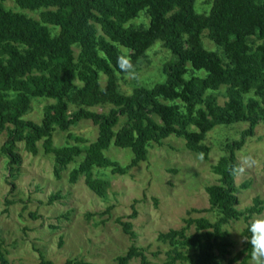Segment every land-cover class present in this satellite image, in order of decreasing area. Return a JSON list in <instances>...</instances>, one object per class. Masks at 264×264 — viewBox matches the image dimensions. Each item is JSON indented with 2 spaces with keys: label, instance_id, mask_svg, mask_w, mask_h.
I'll return each mask as SVG.
<instances>
[{
  "label": "trees",
  "instance_id": "obj_1",
  "mask_svg": "<svg viewBox=\"0 0 264 264\" xmlns=\"http://www.w3.org/2000/svg\"><path fill=\"white\" fill-rule=\"evenodd\" d=\"M6 1L0 0V134L5 133L0 152L7 158L9 176L20 162L19 143L33 156L39 146L52 155L56 178L84 152L68 181L73 184L83 176L85 185L105 198L108 180L95 177L92 170L124 172L104 154L111 144L131 150L129 167L145 161L149 146H160L169 136L182 138L187 149L207 159L211 148L205 140L216 125L247 123L239 138L225 141L223 154L211 166L217 180L205 191L217 217L186 218L179 229L157 235L171 247L166 264H222L233 246L225 225L243 220L241 233L248 235L252 216L264 213L259 196L244 209L237 208L239 187L232 172L238 165L236 152L264 121V0H210L207 14L194 11V0H11L18 10L6 6ZM22 10L37 12L38 18ZM141 11L148 23L131 25ZM203 36L214 49L203 44ZM156 40L173 55L162 67L165 81L151 88L135 87L130 94L120 92L116 75L131 72ZM187 65L206 75L185 78ZM221 87L225 100L220 104L215 93ZM35 98L53 100L44 105L38 123L24 117ZM81 120L97 129L84 151L77 144L53 146L56 129L69 138V129ZM249 185L246 181L240 187ZM61 198L54 192L47 204ZM110 209L107 206L100 214ZM134 216L135 211L129 218ZM116 222L130 238L136 237L130 221ZM190 226L193 235H187ZM250 253L249 245L243 244L228 264H248ZM134 258L150 264L134 244L113 264H130ZM0 264H9L1 245ZM35 264L53 263L40 252ZM62 264L93 263L69 257Z\"/></svg>",
  "mask_w": 264,
  "mask_h": 264
},
{
  "label": "rangeland",
  "instance_id": "obj_2",
  "mask_svg": "<svg viewBox=\"0 0 264 264\" xmlns=\"http://www.w3.org/2000/svg\"><path fill=\"white\" fill-rule=\"evenodd\" d=\"M5 5L18 10L11 0ZM210 7V0H194L196 13L207 14ZM22 12L38 18L37 12ZM130 23L136 27L143 26L148 19L141 11ZM202 42L207 48L214 49L213 43L204 36ZM74 52L77 54L78 49L74 48ZM171 60V52L156 40L131 72L116 75L119 91L130 94L135 87L151 88L163 83V64ZM187 67L185 78L206 75L204 70ZM100 80L103 84V74ZM75 84L80 83L75 80ZM215 94L221 104L225 100V88L221 87ZM51 102L53 100L46 98L32 99L31 109L24 117L38 123L44 105ZM94 109L101 110V107ZM246 127L247 123L243 121L216 125L205 140L211 148L207 159L187 149L182 138L169 136L162 145L153 143L149 146L145 161L129 167L131 150L111 144L104 154L115 160L124 172L93 168L95 177L108 180L105 198L95 195L85 185L83 176L73 184L68 181L69 172L77 166L84 152L60 170L59 178L52 173V155L44 154L40 146L38 154L33 156L24 150L22 143L17 145L20 162L13 167L12 176L8 173L7 158L0 152V245L7 261L9 264H35L41 252L53 264H62L69 257L93 264H113L116 256L124 254L134 244L144 251L150 264H166V251L171 247L158 241V233L170 228L179 229L186 218L214 220L217 217V212L209 209L205 191L207 185L217 180L211 166L223 154L225 141L239 138ZM69 133L71 136L68 138L67 132L56 129L52 137L53 146L77 144L84 151L96 138L97 129L90 121L81 120L69 129ZM4 139L5 133L0 134V146ZM245 156H250L255 163L235 175L234 182L239 187V210L251 205L255 196L264 201V121L256 125L254 134L247 137L243 147L236 152L237 163ZM246 181L250 185L242 189L240 186ZM54 192H60L62 198L47 204L48 196ZM107 206H111L110 212L100 214ZM133 211L135 216L129 218ZM257 216H264V213L252 216L250 221ZM118 218L131 222L136 234L134 239L122 231L116 222ZM244 227L243 220L225 225L233 246L222 264H228V260L243 247L237 232L241 233ZM186 232L193 235L194 226ZM250 261L251 258L248 264ZM130 264H140L139 259H132Z\"/></svg>",
  "mask_w": 264,
  "mask_h": 264
},
{
  "label": "clouds",
  "instance_id": "obj_3",
  "mask_svg": "<svg viewBox=\"0 0 264 264\" xmlns=\"http://www.w3.org/2000/svg\"><path fill=\"white\" fill-rule=\"evenodd\" d=\"M254 160L250 156L242 157L239 164L232 169L233 174L243 173L252 167ZM248 235L240 232V243L247 244L251 248L250 264H264V216L253 218L247 225Z\"/></svg>",
  "mask_w": 264,
  "mask_h": 264
}]
</instances>
